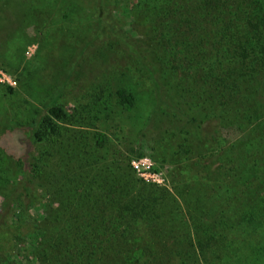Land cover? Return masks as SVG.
<instances>
[{"label":"trees","instance_id":"obj_1","mask_svg":"<svg viewBox=\"0 0 264 264\" xmlns=\"http://www.w3.org/2000/svg\"><path fill=\"white\" fill-rule=\"evenodd\" d=\"M158 2L144 0L137 8L144 15L137 12L159 63L184 87L174 90L171 101L180 104L172 108L179 123L195 126L198 159H229L245 147L251 161L228 165L232 157L198 185L185 177L176 195L109 158L105 133L89 147V137L74 133V143L64 142L60 132L24 172L55 202L31 241L35 262L264 264V248L249 242L264 231V0ZM117 96L128 110L136 107L133 92L123 88ZM50 114L67 115L62 108ZM234 132L239 138L225 147ZM184 143L180 149L195 155Z\"/></svg>","mask_w":264,"mask_h":264},{"label":"rangeland","instance_id":"obj_2","mask_svg":"<svg viewBox=\"0 0 264 264\" xmlns=\"http://www.w3.org/2000/svg\"><path fill=\"white\" fill-rule=\"evenodd\" d=\"M142 1L0 0V264H44L33 259L31 241L55 202L24 172L60 132L64 142L74 143V133L89 137V147L105 133L109 158L130 164L140 179L176 195L185 177L198 185L232 157L228 165L251 161L245 147L225 161L198 159L203 148L195 126L185 119L179 123L172 108L180 104L171 101L177 98L174 90L184 87L159 63V49L147 39L151 30L145 34L137 12ZM123 88L137 98L132 110L117 96ZM55 108L67 115L50 114ZM229 138L225 147L239 136L234 132ZM186 139L195 153L191 157L179 146ZM259 155L264 168V148ZM14 195L22 207L10 200ZM250 239L264 248V231ZM242 246L240 240L236 252Z\"/></svg>","mask_w":264,"mask_h":264}]
</instances>
